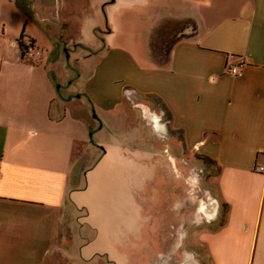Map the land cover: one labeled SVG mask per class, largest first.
<instances>
[{
  "label": "crops",
  "instance_id": "0c3cea01",
  "mask_svg": "<svg viewBox=\"0 0 264 264\" xmlns=\"http://www.w3.org/2000/svg\"><path fill=\"white\" fill-rule=\"evenodd\" d=\"M151 1L131 3L147 20L127 19L126 36L95 63L84 85L87 111L70 107L71 96L43 63L57 35L40 44L38 30L51 31L53 23L33 5L25 10L17 0H0V264H73L74 257L81 264L102 252L88 242L91 225L79 218L86 205L74 196L83 188L71 186V175L90 157L86 131L118 134L111 120L128 116L134 94L161 102H135L142 124L123 134L179 132L186 150L214 168L218 194L210 210L203 208L207 225L175 264H203L201 256L204 264H264V172L254 170L264 165V0H171L155 13ZM167 18L192 25L161 68L151 59L149 37ZM22 33L35 40L34 62L20 56ZM236 65L241 75L229 72ZM159 162L152 155L148 166L159 169ZM118 236L116 251L127 257L126 233ZM166 245L156 240L136 253L143 264H171V241ZM103 252L111 256V249Z\"/></svg>",
  "mask_w": 264,
  "mask_h": 264
},
{
  "label": "rangeland",
  "instance_id": "374dc122",
  "mask_svg": "<svg viewBox=\"0 0 264 264\" xmlns=\"http://www.w3.org/2000/svg\"><path fill=\"white\" fill-rule=\"evenodd\" d=\"M133 1L137 0H17L21 6L33 5L41 19L53 23L51 31L38 30L40 44H48L57 35L43 63L50 67L54 79L61 85V93L71 96V108L78 106L89 111L91 99L84 90L87 77L102 53L126 36L124 22L147 20L141 10L131 8ZM157 1H151L154 2L152 12L171 6V0ZM55 3L58 8L52 10L49 5ZM44 4H49L46 9ZM30 15L32 20V11ZM184 25L177 19L167 18L159 36L168 38ZM135 35L139 37L138 33ZM119 83L123 87L127 85L125 81ZM77 92L81 93L80 97L76 96ZM137 101L159 107L155 95L131 96L127 100L131 113L125 118L119 113L111 120L116 123L118 134H110L103 128L88 129L90 157L84 164L76 163L73 167L71 186L83 188L74 196L86 205L79 218L82 216L91 225L88 242L102 249L81 264H114V260L118 264H143L142 254L136 253V249L156 240L165 246L171 241V264L177 263L186 255L183 248L194 244L198 232L206 227L203 208L210 210L208 202L218 194L211 177L213 166L199 155L189 153L179 132L123 134L142 124L139 108L135 106ZM156 154L159 169L148 166ZM120 231L126 233L123 241L128 244L127 257L115 248ZM107 236L111 237L110 242ZM76 240L81 241V236L77 234ZM106 249H111L112 261L103 252ZM85 253L88 256L89 251ZM144 254L148 259L154 257L151 252ZM76 259L73 264L78 262ZM201 260L204 264L203 256Z\"/></svg>",
  "mask_w": 264,
  "mask_h": 264
},
{
  "label": "trees",
  "instance_id": "16d2710c",
  "mask_svg": "<svg viewBox=\"0 0 264 264\" xmlns=\"http://www.w3.org/2000/svg\"><path fill=\"white\" fill-rule=\"evenodd\" d=\"M23 6V5H22ZM25 10H28V6H23ZM166 19H163L151 30L149 37V52L153 62L161 68H166L170 64L171 60V49L176 41H178L184 34L183 31L190 24L192 25L191 19H184V26L182 29H175L168 38L160 37L159 32L162 24H165ZM17 46L20 51V56L22 59L30 60L28 54L31 50L35 48V40L32 37H29L25 34H21L17 38ZM157 101L160 103L161 100L157 98Z\"/></svg>",
  "mask_w": 264,
  "mask_h": 264
},
{
  "label": "built area",
  "instance_id": "2783aa9c",
  "mask_svg": "<svg viewBox=\"0 0 264 264\" xmlns=\"http://www.w3.org/2000/svg\"><path fill=\"white\" fill-rule=\"evenodd\" d=\"M31 54H32V50L30 51L28 56L30 57ZM228 70L231 74H233L235 76L241 75L242 74V65L231 66ZM254 170H256L258 172H264V165L263 164L255 165Z\"/></svg>",
  "mask_w": 264,
  "mask_h": 264
}]
</instances>
